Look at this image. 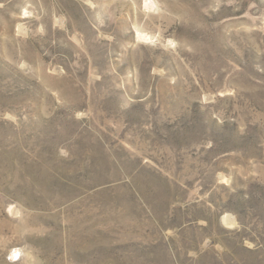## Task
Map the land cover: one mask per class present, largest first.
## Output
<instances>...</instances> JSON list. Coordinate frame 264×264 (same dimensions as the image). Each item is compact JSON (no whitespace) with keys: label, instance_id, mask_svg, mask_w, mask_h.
<instances>
[{"label":"rangeland","instance_id":"rangeland-1","mask_svg":"<svg viewBox=\"0 0 264 264\" xmlns=\"http://www.w3.org/2000/svg\"><path fill=\"white\" fill-rule=\"evenodd\" d=\"M0 264H264V0H0Z\"/></svg>","mask_w":264,"mask_h":264},{"label":"bare ground","instance_id":"bare-ground-1","mask_svg":"<svg viewBox=\"0 0 264 264\" xmlns=\"http://www.w3.org/2000/svg\"><path fill=\"white\" fill-rule=\"evenodd\" d=\"M140 35V34H139Z\"/></svg>","mask_w":264,"mask_h":264}]
</instances>
